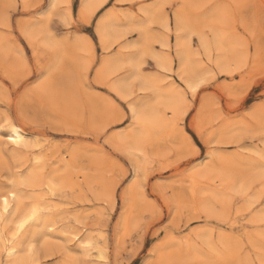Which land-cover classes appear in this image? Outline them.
Here are the masks:
<instances>
[{"label": "rangeland", "instance_id": "rangeland-1", "mask_svg": "<svg viewBox=\"0 0 264 264\" xmlns=\"http://www.w3.org/2000/svg\"><path fill=\"white\" fill-rule=\"evenodd\" d=\"M168 53L169 72L152 58ZM138 100L154 112L143 124ZM11 126L25 147L8 142ZM10 190L48 226L22 250L31 264H264V0H0ZM2 226L10 238L15 225Z\"/></svg>", "mask_w": 264, "mask_h": 264}, {"label": "bare ground", "instance_id": "bare-ground-1", "mask_svg": "<svg viewBox=\"0 0 264 264\" xmlns=\"http://www.w3.org/2000/svg\"><path fill=\"white\" fill-rule=\"evenodd\" d=\"M174 22H175V25H174L175 30L176 31L180 30L181 25H180L179 20L176 19V21H175V19H174ZM165 24H166V27L168 28L169 27L168 23L166 22ZM104 29L107 30L106 28H104ZM100 30H101V28H100ZM99 33H101V32H99ZM107 33H108V31H107ZM143 33H146V32H143ZM108 35H109V33H108ZM100 37H101V35H100ZM108 37H110V36H108ZM103 40H104V37H103ZM179 40L180 39L178 38V40L176 41V43L174 45V47H175L174 53H175V58L177 61V70H178L177 76L179 79H181L183 81V83L185 84V86L188 89L192 90L196 86V85H194V78L197 76L195 75V72L192 70V68L189 67L188 59H190V58H188V56H187V53L184 49V47H185L184 44L181 42V40L180 41ZM103 43H104V41H103ZM161 47L169 49V43L168 42L167 43L162 42ZM152 58L156 61L158 68L165 70V71H168V72L172 70L171 68H172V64L174 63V61L170 58L169 53L167 56H160V55L154 54V55H152ZM127 62H128V60H127ZM115 66H116V64H115ZM132 77H138L137 70L134 71V73L132 74ZM129 79H131V78H129ZM140 80H141L140 83L142 85V87H141L142 91L148 90L150 88H154V90H153L154 96L153 97L158 100L157 102H159L160 100L162 102H166L167 108H169V109H173L175 107V105L173 104V103H175L174 102V96H173L171 91H169V92L167 91L166 93H163L158 88L153 86V84L151 82H149L148 80H145L143 78H140ZM126 89H127V83H125L123 81H119L117 83V85L113 86L112 91H115V93H117L122 98H124V97L128 98L129 94L127 91H125ZM176 99H175V101H176ZM149 104L150 103L148 100H138L136 103H134L130 106L131 113H132V115L136 121L141 122L143 124V123H146L147 121L152 119V116H153L152 113H154V112L153 111L151 112L148 109V107L150 106ZM163 105H164V103H163ZM7 139H8V142L16 148L25 147L28 144L26 142L27 137L25 138L24 132L21 131L16 126H11L10 131L8 133V136H7ZM5 201L7 203H5ZM19 204H20V198L17 196V194L13 190H10V191H7V192L0 194V247H1V250L3 251L4 255L9 259V261L7 262L8 264H31L28 262L27 259L25 260V258L23 257L24 255L22 254V250L24 249V247L25 248L27 247L26 244L28 245V243H29L28 241H30L29 240L30 236L33 237V235L39 234L40 230H42L43 228L45 229L48 226L44 225V220L42 217V211L40 208L33 205V207H31L29 209H25L23 211H18L17 208H18ZM3 222L4 223L12 222L15 225L14 234L10 238H5V236H4V231L2 229V227H3L2 223Z\"/></svg>", "mask_w": 264, "mask_h": 264}, {"label": "snow or ice", "instance_id": "snow-or-ice-1", "mask_svg": "<svg viewBox=\"0 0 264 264\" xmlns=\"http://www.w3.org/2000/svg\"><path fill=\"white\" fill-rule=\"evenodd\" d=\"M5 203H7V202L5 201Z\"/></svg>", "mask_w": 264, "mask_h": 264}]
</instances>
